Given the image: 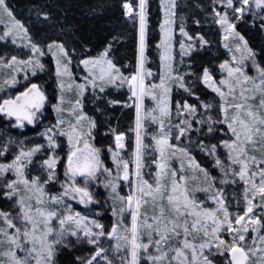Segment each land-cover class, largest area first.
Listing matches in <instances>:
<instances>
[{
  "label": "snow or ice",
  "instance_id": "obj_1",
  "mask_svg": "<svg viewBox=\"0 0 264 264\" xmlns=\"http://www.w3.org/2000/svg\"><path fill=\"white\" fill-rule=\"evenodd\" d=\"M118 7L123 17L138 20L135 64L127 67L116 47L122 34L96 39L66 16L54 19L48 5H33L38 25L50 29L37 34L0 0V89L17 85L19 73L27 83L29 72L46 70L49 56L56 82L52 93L33 82L0 99V113L14 118L8 128L34 125L40 132L33 139L42 141L0 133V264H264V44L258 52L238 30L250 16L264 36V0H196L205 17L193 15L192 24L210 18L230 53L218 66L197 60L211 41L189 31L178 0H160L158 72L147 66L148 0H122ZM104 8L97 3L91 11ZM125 86L127 99H114L112 90ZM89 99L98 115L116 105L135 109L127 157V134L118 127L105 126L114 144L96 145L102 125L85 110ZM150 122L158 127L146 144ZM196 150L211 158V168ZM94 185L106 190V204L111 201L110 228L99 201L87 214L74 206L91 204Z\"/></svg>",
  "mask_w": 264,
  "mask_h": 264
},
{
  "label": "trees",
  "instance_id": "obj_2",
  "mask_svg": "<svg viewBox=\"0 0 264 264\" xmlns=\"http://www.w3.org/2000/svg\"><path fill=\"white\" fill-rule=\"evenodd\" d=\"M10 6L14 8L19 18L24 19L27 23L32 24L34 33L44 34L50 29L47 26L40 27L36 21L35 11L32 9L33 5H48L50 10L54 14V19H58L62 16H66L67 20L76 25L78 30L84 35L92 36L96 39L103 38L107 33L122 34L124 39L117 44V53L122 57L121 63L126 67L129 62L135 64V51L137 46V20L128 19L121 15L118 4L122 0H8ZM149 8V28H148V49L147 55L149 57L148 67L151 68L156 64V44L160 38L159 24H160V6L159 0H148ZM196 0H178L180 5L178 11L188 21L192 23L193 15L201 18L205 15L203 11H200L194 7ZM209 0H201V3L207 4ZM97 3L105 4L103 10H97L92 12L91 9L96 6ZM30 9H32L30 11ZM251 17L249 16L246 20L240 21L239 28L242 33L249 39L250 45L260 51V47L264 44V36L258 33L248 21ZM193 25V24H192ZM195 26V25H194ZM199 27V26H196ZM200 30L204 33L203 28ZM198 61H205L209 63V56L206 51H202L197 56ZM208 60V61H207ZM46 70L37 71L35 78L42 82L46 88H52L55 82V67L51 60V57L44 59ZM50 69V70H48ZM128 68V71H131ZM113 98L119 99L116 92H113ZM110 117V119H109ZM97 119L101 123L99 133L96 135L95 143L97 146L100 144L107 145L112 142L113 136L111 134L104 135L106 124H110L113 128H119L120 131H125L127 137V148H131L132 144V132L130 131V125L133 120V108L122 109L120 106H111L108 113L104 115H97ZM106 162L109 164L108 159L105 157ZM96 198L89 205H74L78 210L84 212V207H88L89 210L86 212H95L97 210V201H99V207L101 211L100 218L102 222L111 226L112 215L108 201L106 204L105 198L107 196L106 190L100 187L96 192ZM107 209V211H105ZM115 243V241H112ZM106 246V245H105Z\"/></svg>",
  "mask_w": 264,
  "mask_h": 264
},
{
  "label": "rangeland",
  "instance_id": "obj_3",
  "mask_svg": "<svg viewBox=\"0 0 264 264\" xmlns=\"http://www.w3.org/2000/svg\"><path fill=\"white\" fill-rule=\"evenodd\" d=\"M136 2H138V0H136ZM159 6H160V0H159ZM205 17V15L203 17H201V19L203 20ZM163 19V11L160 7V21ZM179 23H180V19L179 17H177L176 19V22L174 24V27L176 28V31H175V36L177 37V39H179V31H178V27H179ZM239 23V22H238ZM137 25H138V20H137ZM185 25L186 27H188L189 31L190 32H195V31H200V28H203L204 30V34H206V37L211 41V47L210 48H207L206 52H207V56H209V63H215L217 66L220 62V60H223V59H226V58H230V53L228 52L227 49L224 48L223 46V41H221L220 39V35L221 33L219 32V29H218V26H216L215 24H212L210 22V18L205 21V23L203 24V26H199V27H196V25H192V23L190 21L187 20V18H185ZM240 31V30H239ZM203 33V32H202ZM137 38H138V30H137ZM176 48L178 50L179 48V45L177 43L176 45ZM5 50V46L3 44V42H0V54H2V52ZM10 51H15L16 49L15 48H12V49H9ZM156 64H153L154 66L151 67L154 72H158V69H159V53L158 51H156ZM198 58V57H197ZM207 60V61H208ZM55 67V66H54ZM37 73L33 74L31 72H29V80L27 81V83H39L41 84V87L42 88H46L45 85L42 84V82L38 81L35 76H36ZM18 75V80H19V83L17 85H11V86H8L7 88L5 89H0V99H3V97L5 95H8V94H11V95H15V92L16 91H21L23 90V87H26L27 86V83L24 82V75L23 73H19L17 74ZM159 79V76L157 75L156 76V80L158 81ZM191 79V78H190ZM153 80H152V77H149L148 80H147V83H152ZM54 85L52 86V88H46L48 90L49 93H52L53 89H55L56 87V82L53 83ZM201 90H203L204 86H200ZM113 92H116L117 96H118V100H124V99H127V96H128V91H127V86H125L123 89H113L112 90V93ZM175 92V90H174ZM208 92L210 93L211 90H208ZM111 93L112 97H113V94ZM175 98H178V97H175ZM193 102H195L193 100ZM145 103L148 107H152L153 105V102L151 100L150 97H146L145 98ZM117 106V105H116ZM119 106V105H118ZM49 109H50V105L47 106ZM122 107V106H120ZM122 109H125V107H122ZM85 110L90 114V115H98L96 114L92 107H91V100H87L86 101V107H85ZM134 114H135V109L133 108V119H134ZM9 119H7L5 117V115L1 114L0 113V133H3L5 132V130L7 129L8 133H10L12 136H16V137H24V138H27V143L31 144V143H40L42 142L41 140H34L33 137L36 133H39L40 132V128L32 125L31 127L26 125L25 128H8V125H7V121ZM13 123H14V120H11ZM158 127V125L156 126H153L151 124V122L149 123V126L147 127L146 129V132H147V135L145 137V143L146 144H151L152 141H151V133L155 132L156 131V128ZM127 137L126 136V148L123 150V155L125 157H127L131 150L134 148V133L132 132V144H131V148L128 149L127 148ZM112 143L114 144V138L112 139ZM152 152H153V149L152 148H148L146 150V155L149 157L148 159V164H151V159H152ZM194 155L197 156V159L201 161V163L205 166V167H209L211 168L212 167V164H211V158L210 157H206L205 154L199 152V150H196L193 152ZM106 158L108 159L109 161V166H112L111 165V159H110V156H106ZM174 166L178 167L179 166V161L177 160L174 164ZM60 169H61V178L62 177V172H63V165L60 166ZM145 173H148L149 172V168H145L144 169ZM154 171L155 169L152 168L151 169V172L154 174ZM216 172H213V175H215ZM146 178L148 179H151L152 177L151 176H146ZM100 187H103L102 185L99 186V187H96L95 185L93 186V190L95 192H97L99 190ZM59 188V185H55L53 187V191L55 190H58ZM232 189H229V192H231ZM121 192L122 194H127L128 192V185L126 182H123L121 181ZM200 199H205L206 200V197L201 194L200 195ZM78 205V201L77 202H74V205ZM206 206H214L212 205V202L211 201H207L206 203ZM84 208V213L87 214L86 212L89 210L88 207H85L83 206ZM233 213H235L238 209L236 207V201L233 199L232 200V207L230 209ZM239 210L242 211L243 210V203L240 204L239 206ZM130 221V213L127 214V220L126 222H129ZM110 228V227H109ZM227 239H230V237H226ZM105 245L107 246V241L105 242ZM222 264H223V261H222Z\"/></svg>",
  "mask_w": 264,
  "mask_h": 264
},
{
  "label": "water",
  "instance_id": "obj_4",
  "mask_svg": "<svg viewBox=\"0 0 264 264\" xmlns=\"http://www.w3.org/2000/svg\"><path fill=\"white\" fill-rule=\"evenodd\" d=\"M1 114H3V113H1ZM4 115V114H3ZM7 119H9V120H14V118H9V117H6ZM28 126H32V125H28Z\"/></svg>",
  "mask_w": 264,
  "mask_h": 264
},
{
  "label": "bare ground",
  "instance_id": "obj_5",
  "mask_svg": "<svg viewBox=\"0 0 264 264\" xmlns=\"http://www.w3.org/2000/svg\"><path fill=\"white\" fill-rule=\"evenodd\" d=\"M137 30H138V25H137Z\"/></svg>",
  "mask_w": 264,
  "mask_h": 264
}]
</instances>
